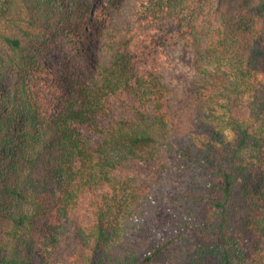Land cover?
<instances>
[{
	"label": "trees",
	"instance_id": "trees-1",
	"mask_svg": "<svg viewBox=\"0 0 264 264\" xmlns=\"http://www.w3.org/2000/svg\"><path fill=\"white\" fill-rule=\"evenodd\" d=\"M96 1L0 0V264H264V0ZM169 20L196 76L182 131L142 44ZM173 166L189 194L138 238Z\"/></svg>",
	"mask_w": 264,
	"mask_h": 264
},
{
	"label": "rangeland",
	"instance_id": "rangeland-1",
	"mask_svg": "<svg viewBox=\"0 0 264 264\" xmlns=\"http://www.w3.org/2000/svg\"><path fill=\"white\" fill-rule=\"evenodd\" d=\"M103 0H98L94 3L92 8V14ZM183 33L179 31L175 21L169 20L159 25V27L150 32L142 42L146 49H152L158 57V61L161 63L163 74L172 85L179 86V95L176 96L173 104L176 108L180 109L183 114L180 118L176 119V123L179 126L180 131L189 127V121L193 116V98L195 97V83L196 76L193 70V54L187 47L186 40L183 38ZM160 41L162 44L154 45L155 40ZM56 63L53 65V69L58 66V57L54 56ZM85 69H89L88 55L84 59ZM173 173L166 181L167 189L159 193H163V197L166 200L158 208L156 220L153 224V228L150 231H146L139 235L138 238L149 237L155 229L167 232L171 226L173 216L170 213V205L175 206L174 195H187L189 194L187 184L183 180L179 169L173 166ZM174 193V194H173Z\"/></svg>",
	"mask_w": 264,
	"mask_h": 264
}]
</instances>
